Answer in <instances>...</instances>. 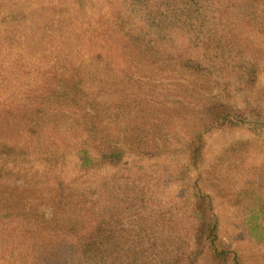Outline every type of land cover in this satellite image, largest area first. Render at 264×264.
Wrapping results in <instances>:
<instances>
[{
    "label": "trees",
    "instance_id": "1",
    "mask_svg": "<svg viewBox=\"0 0 264 264\" xmlns=\"http://www.w3.org/2000/svg\"><path fill=\"white\" fill-rule=\"evenodd\" d=\"M70 1L71 5L67 6L50 2L51 7L59 11L58 18L49 25H58L52 29L63 42L77 39L74 49H82L84 53L78 61L74 62L73 58L65 61L66 70L46 83L40 81L44 83L42 86L31 88L27 79L17 82L20 90L23 86L29 87L20 92L18 98H11L13 102L8 100V91L16 93V89L10 86V80L13 75L18 80L22 77L18 75L21 67L6 61V49L8 46L35 49L40 48L41 43L37 39L30 42L27 39V43L22 40L19 27L23 21L25 24L29 21L28 15L12 18L16 12L8 10L6 14L0 9V162H9L1 159L2 156L12 157L17 148L22 160L15 162L20 167L23 162H36L17 178V173L15 178L11 171L2 173L0 163V176L11 175L6 182L17 185V181L23 180L26 185L23 189L31 192L22 198L26 202L17 207L2 204L6 199L0 201L1 238L5 242L15 240L20 254L29 259V263L14 260L17 256L13 251L17 249L11 248L9 253L14 258L6 264H130V254L133 264H155V261L195 264L198 254L208 255L201 262L213 259L218 264H240L237 254L231 257L230 250L214 244L218 239V220L209 197L196 191V185L185 199L186 207L197 221V231L193 232L195 241L190 249H183V257H180L181 251L162 259L157 258L159 253L149 254L158 237L152 235L151 225L147 223L150 217L143 212L151 211V202L157 199L146 194L139 178L143 165L136 167L135 158L138 161L156 158L158 145L162 146L164 140L159 135L151 139L138 131L140 123L133 115H128L138 99L136 87L144 73L171 65L170 70L178 80L189 83L193 78L196 91L210 94L200 105L206 115L200 127L206 128L210 122L228 114L231 108L228 103L212 95L216 85H223L219 64L227 60L226 53L219 52L223 47L217 38L223 34L216 32L209 37L210 42L205 41L203 45H213L208 46L207 52L185 53L172 47L167 39L161 41L158 37L161 31L154 18L145 16L146 9L154 6L151 2L169 0H136L138 7L121 0L120 5H110L105 12L100 0ZM70 8H75L77 14L66 18L65 13ZM82 24L84 26L79 27ZM2 26L5 36H1ZM190 48L194 50L193 45ZM36 53L37 50L33 55ZM114 59L124 65L125 75L105 79L100 68L112 67ZM26 73L29 76V72ZM75 111L82 115H76ZM7 113L13 120H8ZM62 114L67 117L59 121ZM108 122L123 126L114 132ZM47 125L51 130H47ZM224 126L226 123H221L216 128ZM201 130L188 132V136L183 137L188 165L195 168L204 161L206 141ZM72 159L76 175L60 177L55 168ZM131 165L133 169L126 173ZM104 168H109L110 172H103ZM48 169L51 174L46 172ZM184 175L188 177L187 173ZM44 176L52 179L41 185L39 180ZM4 197L5 193L0 192V200ZM42 208H51L52 215L46 217ZM33 212L36 217L30 223L26 216ZM258 221L256 215L249 218L255 236L263 232ZM142 239L152 241L150 247L131 245ZM161 243L159 240L158 245Z\"/></svg>",
    "mask_w": 264,
    "mask_h": 264
},
{
    "label": "rangeland",
    "instance_id": "2",
    "mask_svg": "<svg viewBox=\"0 0 264 264\" xmlns=\"http://www.w3.org/2000/svg\"><path fill=\"white\" fill-rule=\"evenodd\" d=\"M50 2L71 5L70 0H0L3 13L8 10L17 13L12 18L20 19L28 15L29 21L26 24L23 21L19 27L22 40L27 43V39L28 42L37 39L41 43V47L35 49H22L18 46H8L6 49V61H13L21 67L18 75H22L19 80L15 75L11 78L10 86L14 85L17 95L13 90L8 91L9 101L13 97L18 98L20 92L29 87L23 86V90H20L16 86L17 82L28 80L32 84L31 88L42 86L44 83L40 81H49L55 74L60 75L66 70L65 61L72 58L74 62L78 61L84 53L82 49H74L78 44L77 39L63 42L56 30L52 29L58 25H49L51 20L58 18L59 11L53 9ZM128 2L133 4L132 7L139 5L136 0ZM120 3L121 0H100L104 12L110 5ZM151 3L154 6L146 9L145 16L154 18V23L161 31L158 35L160 40L164 42L167 39L179 51L203 53L208 46L213 47L210 43L203 45L207 40L210 42L209 37H213L216 32L223 34L217 37L223 47L219 52H225L227 60L223 65L219 64L223 85H216L212 95L228 103L231 108L228 114L210 122L206 128L200 127L202 119H206L200 105L204 97L210 94L196 91L193 78L189 83L178 80L170 70L172 65L160 67L155 72H145L136 87L139 96L128 115H133L140 123L138 131L149 135L151 139L159 135L164 140L162 146L158 145L159 156L156 158L142 161L135 158L136 167L143 165L139 178L146 194L157 199L152 200L151 211L147 209L143 212L150 217L147 222L151 225L149 230L158 237L153 241L155 247L151 248L149 254L153 256L152 253L156 252V256L159 253L157 258L162 259L181 251L180 257H183V249H190L195 241L193 232L197 231V221L196 216L186 207L185 199L189 191H192L191 187L196 185V191L209 197L212 211L218 220V239L214 244L230 250L231 257L237 254L240 264H264V0H169ZM75 12V8H70L65 17L76 15ZM4 31L2 26L1 36L6 35ZM190 45L194 46V50H191ZM36 50L38 53L33 55ZM19 55L24 56L21 58ZM111 66L103 65L100 68L107 74L101 73L105 79L122 78L125 75L124 65L117 59H114ZM99 85L109 87L101 83ZM75 114L82 115L78 111ZM7 116L8 120H13L9 113ZM65 116H60L59 121H63ZM221 123H226V126L216 128ZM108 125L114 132L123 126L109 122ZM47 127V130H51ZM196 129H202L206 142L204 161L195 168L188 165L186 140L183 137ZM3 156L1 159L9 162H0L2 173L11 171L13 177L17 173L16 178L23 174L26 167L36 163L23 162L20 167L15 162L22 160L18 148L12 157L7 154ZM35 167L42 171L39 166ZM35 167L31 168V173ZM55 169L60 177L76 175L74 159ZM132 169L131 165L125 172ZM106 170L110 172L109 168H104L103 172ZM46 172L51 174V169ZM184 173L188 177H184ZM10 176H0V192L5 193L4 199L0 201L6 199L2 204L17 207L26 202L22 198L31 192L23 189L26 186L23 180L16 182L20 187L6 182L5 179ZM51 179L44 176L39 181L45 185ZM50 212L51 208H42V214L46 217L52 215ZM252 215L258 217L263 228L260 236L253 235L250 229L249 218ZM26 217L33 223L35 212ZM1 236L0 264L12 261L14 255L17 256L14 260L29 263L28 257L20 254L16 248L15 240L5 242ZM159 240L162 242L160 246ZM151 242L142 239L131 245L148 248ZM11 248L17 249L13 251L14 255L9 253ZM149 254L145 253L147 256ZM131 256L128 263L133 264L130 262ZM205 256L208 255L198 254L195 264H218L213 259L201 262ZM155 264L159 263L155 261Z\"/></svg>",
    "mask_w": 264,
    "mask_h": 264
}]
</instances>
